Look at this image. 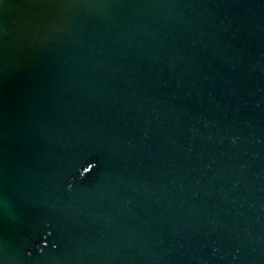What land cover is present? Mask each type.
Listing matches in <instances>:
<instances>
[{
	"label": "water",
	"instance_id": "95a60500",
	"mask_svg": "<svg viewBox=\"0 0 264 264\" xmlns=\"http://www.w3.org/2000/svg\"><path fill=\"white\" fill-rule=\"evenodd\" d=\"M0 264H264V0H0Z\"/></svg>",
	"mask_w": 264,
	"mask_h": 264
},
{
	"label": "clouds",
	"instance_id": "9594fccd",
	"mask_svg": "<svg viewBox=\"0 0 264 264\" xmlns=\"http://www.w3.org/2000/svg\"><path fill=\"white\" fill-rule=\"evenodd\" d=\"M69 187H71V185Z\"/></svg>",
	"mask_w": 264,
	"mask_h": 264
}]
</instances>
